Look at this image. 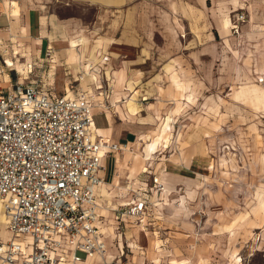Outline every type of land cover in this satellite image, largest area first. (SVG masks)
I'll return each instance as SVG.
<instances>
[{
    "label": "rangeland",
    "instance_id": "obj_1",
    "mask_svg": "<svg viewBox=\"0 0 264 264\" xmlns=\"http://www.w3.org/2000/svg\"><path fill=\"white\" fill-rule=\"evenodd\" d=\"M121 1L125 0H26L18 7H40L47 21L50 18L51 22L52 18L56 21L60 20L61 23L69 22V20L75 23L72 26L61 27L59 30L56 26L52 27V24L46 27L47 37L51 45L56 48L58 47L50 33L59 32L61 36L76 37L70 38L68 43L61 45L67 44L64 50L71 65L76 54L80 55V59L85 64L96 57L97 51L94 46L101 45L99 30L106 20L105 17L102 21L100 20L102 3L119 4ZM240 5L242 8L229 12L232 22L235 21L238 27H241L249 18L244 10L243 1ZM236 13L244 14V19L234 20ZM229 22L228 16L222 21V32L225 36L229 35L231 26ZM17 29L18 24L10 30L15 34ZM235 34L237 35V31ZM235 34L229 37L233 38ZM79 37L89 40V44H93L95 40L91 47V57L86 61L83 50L77 53L78 46L75 45L78 43L83 46L85 43L84 38ZM185 38L188 43H195L193 35H186ZM197 38L203 41L198 35ZM229 42L232 48L242 50V52L239 50L233 53L238 55L241 52L240 58L235 60L243 69L241 77L245 79V83L242 80V82L231 84L222 81L218 84H207L208 88L204 86L203 97L190 100L191 104L167 101L165 110L170 111L169 108L172 107L180 108V114L172 116L170 145L166 147L160 144L151 163L142 165L149 170H156L158 174L163 168L160 162L166 157L184 159L191 151L196 150L203 153L201 173L208 177L206 181L208 187L198 190V196L190 199L188 205L179 212H175V208L165 203L152 206L148 211L149 218L140 227L136 226L139 224L138 221L136 223L135 220L124 217L126 220H123L121 224L128 225L123 229L119 228L120 232L122 231L120 236L124 239L123 254L114 250L119 254L116 255L122 262L127 264H264V87L262 88L261 83L255 81L256 75L252 76L249 68L257 56L256 53L252 54L255 56H248L252 52L246 49L251 42L244 36H237ZM253 43L257 45V41ZM16 50L18 52L14 53ZM34 53H36L35 45L28 37L15 36L6 29L0 31V89L6 93L11 83L26 76V71L32 64L30 68L35 67V71L31 73L32 76L29 75L30 79L45 81L60 93L64 91L66 85H73L80 90H86L92 96L93 103L98 101L99 97H96L98 94L95 93L94 87L99 84V72L97 82L90 80L91 82L83 84L79 78L73 81V77H78L80 74L78 75L73 68L66 65H57L59 61L44 62L43 66L39 67V64L36 65L31 60ZM7 58L15 61V64L7 65L5 63ZM224 58L227 60V55H224ZM97 65L100 68L99 62L95 66ZM219 74L222 79L224 72L221 71ZM69 79L71 83L67 82ZM148 100L144 99V104ZM159 105L163 106L164 103L160 102ZM163 118L164 115H159L150 120L147 127L141 130L144 133L141 141L137 140L128 145L120 143L127 146L123 151L128 154L139 152L142 149L143 140H150L158 135ZM123 151L120 150L119 153ZM220 156H225L226 162L218 164ZM213 161L215 168L210 170L209 166ZM141 169L142 167L134 175H127V178L120 179V186L126 187V192L119 197L118 202L117 200L108 201V207L134 198L131 189L137 190L139 181L151 183L152 175L141 174ZM191 176L193 178L190 181L175 186V191L167 196L159 187H154V190H157L156 193H151L149 190L148 194L152 196V203L154 204L156 199L159 201L168 199L170 204H174L173 202L185 193L187 187H193L202 180L200 175ZM105 209L106 206L102 204L101 209L98 210L110 217L111 211ZM113 223L115 222L111 220L108 222L110 226H113ZM110 231L113 229L110 228ZM116 234L114 244L119 238V233ZM130 242L133 245H130Z\"/></svg>",
    "mask_w": 264,
    "mask_h": 264
},
{
    "label": "crops",
    "instance_id": "obj_2",
    "mask_svg": "<svg viewBox=\"0 0 264 264\" xmlns=\"http://www.w3.org/2000/svg\"><path fill=\"white\" fill-rule=\"evenodd\" d=\"M6 1L8 6L5 5ZM241 1H243L244 10H246L249 18L241 27H238L234 21L238 13L234 15L233 23L229 12L242 8ZM25 2L26 0H0V31L6 29L15 36L28 37L35 45L36 52L31 60L36 65L39 64V67H42L44 62L59 61L57 65L73 68L64 50L67 48V44L61 45L65 42L68 43L70 38L76 37L61 36L58 34L59 32L50 33L58 47L56 58L54 56L55 48L50 47L47 30L45 34H42L41 16L43 15L41 8L18 7ZM102 5L100 20L102 21L104 17L106 20L99 30L101 45L100 47L94 46L97 51L96 57L91 59L92 61L88 60L91 57V47L95 40L93 44H89V40L79 37L84 38L85 43L83 46L78 45V43L75 45L78 46L77 53L83 50L84 60H88L97 74L99 72V84L94 87L95 93L98 94L96 97L99 98L97 102L92 103L91 108L92 124L90 130L93 138L104 137L110 142L126 143L127 145L137 140L141 141L143 138L141 136L144 134L141 130L147 127L152 118L164 115L158 130L161 131L168 115L172 117L180 114L179 107L169 108L170 111L165 110L167 109L165 105L169 101L190 103L192 99L198 100L203 97L204 86L206 85L208 88L207 84H218L221 81L226 84L242 82L241 71L243 69L235 60L240 58L242 50L241 48H232L229 42L237 36H244L246 40L251 42L249 48L246 49L252 52L248 56H255L252 55L253 53H256L257 56L249 68L252 76L256 75L255 81L260 82L262 88L264 87V0H125L119 4L106 2ZM15 9H17L16 19L13 16ZM226 16L229 17L231 26L229 35L225 36L222 32V21ZM48 20L49 24L46 27L52 24V27L55 28L56 26L58 30L61 27L75 24L71 20L62 23L60 20L56 21L52 18L51 22L50 18ZM17 24L18 29L14 34L11 30ZM236 27L238 28L235 29ZM233 29L235 30L233 31ZM236 31L237 35L235 34ZM232 34H235L233 38L229 37ZM186 35H193L195 43H188L185 38ZM197 35L203 41H199ZM36 38H39L37 43L35 42ZM254 41H257V45L253 43ZM259 48L261 52H259ZM234 49L241 50L240 54H234ZM77 55L79 54L75 55L71 64L74 65L78 62ZM224 55H227V60ZM80 61L81 64H85L81 59ZM98 62L100 68L98 65L95 66ZM31 65L26 71V76L16 79L8 87V90L18 81L24 84L36 81L50 88L57 95L73 96L80 90L73 85H66L64 91L60 93L45 81L36 78L30 79L29 75L35 71V67L30 68ZM73 70L78 75L80 74L78 69L73 68ZM221 71L224 72L222 79L219 76ZM76 79L77 77H73V81ZM67 82L71 83V79ZM243 82L245 83V79ZM193 85L194 87H192ZM90 92L92 93L93 90L91 89ZM144 99L149 100L144 104ZM160 102H163L164 105H159ZM171 129L172 123L168 136L160 143L166 147L170 145ZM151 139L153 140L154 137ZM151 139L142 141V149L139 152L134 154H128L123 150L122 153H119L120 151L108 152L101 159L104 169L99 172L101 181L95 187V197L99 210L103 204L106 206V211H111L109 217V215H104L98 210V228L106 245V255L111 257L105 256L106 264L113 262L117 264L120 260L118 255L123 254L124 239L120 236L122 231L120 232L119 228L123 229L128 225L127 223L121 224L123 220H126L124 217L135 220L136 223L138 221L139 224L136 226L140 227L149 218V209L158 203L171 205L172 208H175V212L184 209V207H176L170 204L168 199L159 201L153 198L155 200L153 204L152 196L148 194V191L156 193L157 190H154L152 181L150 184L147 181H139L137 190L131 189L134 198L108 207V201L117 200L116 202H118L119 197L126 192V187L120 186L121 178L134 175L142 167L141 174L145 173L144 175H156L158 177L160 190H163L166 196L175 191V186L190 181L193 178L191 175H200L202 180L193 187H187V189L200 188L202 183L205 184L208 179L206 175L201 173L203 153L196 150L191 151L184 159L166 157L160 162L163 168L158 174L156 170H149L148 167L142 166L144 163L149 165L147 159H144V155L147 152V146L152 141ZM158 146L153 152L154 154ZM122 165H124L123 168ZM214 168L215 162L213 161L209 169L214 170ZM104 182L110 192L107 196L99 194L100 186ZM137 198L145 200L144 212L138 217L128 216L125 210ZM0 217V221L3 222V217L1 215ZM110 220L115 222L112 224L113 226L108 224ZM0 228L1 235L6 237L7 231L4 225L1 224ZM110 228L113 231H110ZM116 233H119V238L114 244L113 242L117 237ZM114 250L119 254L115 253ZM109 258L110 260H108ZM105 261L99 256H83L79 264H104ZM61 264L71 263L69 260Z\"/></svg>",
    "mask_w": 264,
    "mask_h": 264
},
{
    "label": "built area",
    "instance_id": "obj_3",
    "mask_svg": "<svg viewBox=\"0 0 264 264\" xmlns=\"http://www.w3.org/2000/svg\"><path fill=\"white\" fill-rule=\"evenodd\" d=\"M92 103L85 90L57 95L36 81L0 89V264L105 261L95 187L103 155L126 144L93 138ZM152 183L161 188L156 175ZM145 207L137 198L125 213L138 217Z\"/></svg>",
    "mask_w": 264,
    "mask_h": 264
},
{
    "label": "bare ground",
    "instance_id": "obj_4",
    "mask_svg": "<svg viewBox=\"0 0 264 264\" xmlns=\"http://www.w3.org/2000/svg\"><path fill=\"white\" fill-rule=\"evenodd\" d=\"M5 5L8 6V2L6 1L5 2ZM233 11V10H232ZM231 12V11H230ZM225 15H228V14H225ZM13 16L14 18L16 19L17 18V9L14 10V13H13ZM41 25H42V34H45L46 33V25H47V19H46V16H41ZM12 28V27H11ZM240 30V29H239ZM243 30V29H242ZM37 41H39V38H36L35 39V42L37 43ZM50 47H54L53 45H51L50 43ZM55 48V57L57 58L58 56V49L56 47ZM54 50V49H53ZM261 49L259 48V52ZM234 51H237L239 52V49H234ZM18 51L16 50L14 53H17ZM53 55V54H52ZM60 56V55H59ZM78 58H77V63L76 64H71V66L74 68V69H78L80 72V75L77 77L81 80V82L83 84L87 83L88 81L90 80H96L97 79V73L93 70V67L90 63L88 64H81V61H80V58H79V55H77ZM54 58V57H53ZM57 60V59H56ZM58 62V61H56ZM5 63L9 66L11 65H14L15 64V61H13L12 59L10 58H7ZM17 66H19V64L17 63ZM74 71V70H73ZM97 81V80H96ZM91 82V81H90ZM91 84V83H90ZM84 87V86H83ZM85 88V87H84ZM94 96V95H93ZM239 99H241L240 97H237ZM139 105V104H137ZM173 121V118L171 116H167L166 117V120L164 121L162 127H161V131L158 133V135L151 141V143L147 146L146 148V154L144 155V159H147L148 163L151 161V159L153 158V155H154V151L156 150V147L158 146V144H160L162 142V140L164 138H166L168 136V133H169V130L171 128V123ZM127 146H123V149L122 150H125ZM227 148V147H226ZM231 153V152H230ZM233 153V152H232ZM221 155V154H219ZM155 156V155H154ZM226 162V157L225 156H220L219 160H218V164H221V163H224ZM151 163V162H150ZM227 173V172H225ZM206 175V174H205ZM208 187L207 184L205 183H202L201 187L199 188H190V189H187L185 191V193L183 195H180V197H178V199L175 200V202H173L174 206L176 207H185L189 200L190 199H194V197L197 195L198 196V190H200L201 188H206ZM109 190L107 188V185L106 183L104 182V184H102L100 186V189H99V194L101 196H107L109 195ZM183 193V192H182ZM177 197V195H176ZM198 200V199H197ZM114 243V242H113ZM111 247V246H110ZM108 256V255H106ZM110 257V256H108ZM107 258V257H106ZM111 258V257H110ZM110 258L108 260H110Z\"/></svg>",
    "mask_w": 264,
    "mask_h": 264
}]
</instances>
